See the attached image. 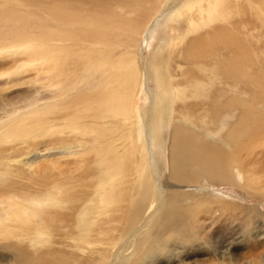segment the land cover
<instances>
[{
	"label": "bare ground",
	"instance_id": "1",
	"mask_svg": "<svg viewBox=\"0 0 264 264\" xmlns=\"http://www.w3.org/2000/svg\"><path fill=\"white\" fill-rule=\"evenodd\" d=\"M165 20L170 37L146 65L137 50ZM3 54L22 58L1 79L30 68L45 94L0 110V146L30 150L29 172L41 159L56 161L36 175L53 180L48 189L0 196V263L163 264L187 249L185 225L178 233L175 222L219 220L215 208L182 199L263 181L251 180L245 159L264 144L252 107L264 99V0H0ZM146 78L153 109L143 120ZM236 110L230 130L223 120ZM198 117L221 125L232 145L215 143L220 130L211 123L206 133ZM44 137L43 154L33 146ZM255 160L264 166V154ZM2 165L0 190L12 171ZM162 229L180 238L162 239Z\"/></svg>",
	"mask_w": 264,
	"mask_h": 264
},
{
	"label": "rangeland",
	"instance_id": "2",
	"mask_svg": "<svg viewBox=\"0 0 264 264\" xmlns=\"http://www.w3.org/2000/svg\"><path fill=\"white\" fill-rule=\"evenodd\" d=\"M165 22L166 20L163 21L156 28L154 35L152 36L148 35L147 38L142 42V44H140V50H137L140 55V60H142V62L146 65L150 64L152 57L154 56V53L156 52V50L161 45L162 47L165 46L167 39L170 37L168 30L164 27ZM177 32L179 33L180 30L177 29ZM14 45L16 44H13L12 46ZM6 47L9 48L11 46L8 45ZM21 58L22 57H20L19 55L18 56L17 55L14 56L11 54L0 55V63L2 65V66L0 65V67H2L1 68L2 70L0 69V75L5 74V73H10L11 71L14 72L16 70L15 68L18 65L19 61H21ZM36 74L37 73L33 71L32 69L24 68L23 70H20L19 73L15 74L16 77L15 75H12L11 77L4 78V79H1L0 77V90L3 91V93L2 91L0 92V95H2L0 98V107H1L0 110L2 108H6L7 110H13L12 108L19 107L20 105L26 103L27 100H29L30 98H38V97L40 98V96L43 97L45 94V91H44L45 89L41 90L43 88L36 80L37 78ZM4 81L7 83L4 84ZM7 84L8 86H6ZM38 87L39 88L41 87V88L39 89ZM7 88L9 89L7 90ZM153 91H154V84L152 83L151 79L146 78L145 85L142 87V91H141L142 93L140 95V98L137 104L138 111L140 112L142 118L143 117L146 118L148 116L145 112H147L148 110L151 111L153 109L151 105L153 103V97H152ZM252 107H254L253 111L255 114L262 116L261 120H263L262 123H264V99H263V104L259 105V103L256 101V104L253 105ZM0 114H2L1 111H0ZM233 114L235 117H232V116L227 117V118L225 117V119L223 120L225 123V127L230 130L235 126V122L236 124L239 122V120L237 122V118H236V115L239 114V111L236 110V112H234ZM199 118L201 117L196 118V121H197L196 126L199 124L200 126H197V127H200V129H204L203 131H205L206 133L210 132L209 128L206 125L209 124L210 126L211 123L213 125V127L212 125L210 127L212 130L213 128L215 130H218V129L220 130L221 125L216 124L217 125L216 126L211 120H207L208 121L207 122L205 120L203 121L202 118L201 119ZM259 122L261 123L260 120ZM204 124L205 126H203ZM244 125H245V120L243 121L242 127H244ZM201 126L204 128H202ZM173 127L174 126H172V128ZM140 128H141L140 131L143 133V135H145L142 125ZM220 132L221 133L217 137L219 141H214V142L219 143L220 145H221V142L225 144L229 143L231 146L232 145L231 141L229 142L225 141L227 138L226 130L225 132L220 130ZM49 138L51 137H47V138L44 137V138L39 139V141L36 142L33 147L37 148L39 146V148H37L36 150L41 149L40 151L44 154V152L49 148L48 147ZM201 138L204 142L209 141L208 138L205 137V134ZM251 138L257 139L253 136ZM40 140L42 141V143ZM128 141L129 140L124 138L120 141V143H122L123 145L125 143L127 144ZM261 145H262L261 147L257 146V149L255 150L254 153L250 152L251 154L250 155L248 154L249 157L248 155L246 156L248 158L243 157V159L246 158L245 160L249 161V158H250V162H249L250 167L248 166L249 167L248 169L251 168L249 171L251 180L255 177V174L256 176H258V178L260 175L263 174L262 182L261 181L259 182L256 180L252 181V184L250 182L249 188H243L240 186L239 187L224 186L225 189L221 188L222 190L217 188L215 189L217 196H213V197L208 196L209 200L207 201H203L202 198L195 199L194 196H189V195H188L189 198L182 199L183 202L187 200L191 204L193 205L195 204V206L204 204L203 206H206V207L210 206V207L215 208V210L217 211V215L215 216H217L219 220L217 221V224H213L211 221H207L204 223L205 224L204 225L202 222V219L199 220L200 217H196V214H195L192 216H187L185 218L186 220L184 219V222L183 220L179 221V223L175 222L173 229L177 231L178 233L180 231L178 229L184 228L182 226L185 225V228L183 229L184 233L183 234L181 233L180 236L185 237V240L187 241L186 242L187 249H185V251L182 249L178 250L179 251L177 252L178 255L176 251H174L171 255L164 256L163 261L165 262L162 261L163 264H259L257 261H260V260L257 259L258 258L257 256L260 255L261 258L264 257V166L263 164L261 165V163L255 166L256 165L255 159H256V156H259V155L262 156V154H264L262 152V150H264V144H261ZM9 147H10L9 145L0 146V171L2 172V170H5V167H3L2 165L3 163L9 164L12 170L11 177L3 183V186L5 185L3 190H0L1 197H4L5 199H7L9 197V194L11 195V193L32 194L35 192L44 191L45 189H48L53 184L52 179L49 180L48 182L45 181L46 183L38 182L39 179H37L36 175L41 176L43 174L41 172L43 169V166L49 169V167L51 166L53 167L56 160H54V162L52 163L49 160H45V158L41 159L40 164H38L37 166H34L35 169L33 168V170L29 172V169L25 167L24 164L26 163L28 158L32 156V154L29 153L30 150L27 151V150L21 149L19 150V152L14 153V151L10 152V150L8 149ZM255 147L256 145L253 146V150ZM155 152H156L155 155L152 153L153 156H157V149L155 150ZM229 153H232V152H229ZM88 154H90L91 157L89 158V161L87 162L86 165H90V159L93 157L91 153H88ZM238 154H243V156L245 155L244 152H240ZM154 158L156 159V157ZM46 163L48 165H46ZM34 170L35 171L38 170L39 173L36 174ZM17 177L18 179H16ZM12 179L17 180V181H14V180L12 181ZM18 181L19 183H22V184L20 185ZM18 185H20L21 187H19ZM44 185H46V187ZM192 185L193 184H190L189 186H192ZM23 187H26V189ZM161 190L163 194L166 193L165 190L163 189ZM184 190L190 193V191H192V188H185ZM119 192H120V188L117 189V195L119 194ZM188 196H185V197H188ZM259 197H261L262 199L259 200ZM118 200H120V197L119 199H117V201ZM166 230L167 229L161 230L162 239L164 237L165 239L167 238L171 239L172 237L176 235L175 232H173L172 230H167V232ZM189 232H192V234H190ZM189 234L192 236H190ZM177 236L173 238L174 240L176 239L175 241H177L180 238V236L179 237ZM191 241H193L194 243L192 244L189 243ZM134 247L135 246H130L131 250H129V252L131 253V258L129 259V261L134 260L136 258L135 252L133 250ZM0 253L2 254L3 252L0 251ZM4 254H7V253H4ZM0 264H3V263H0Z\"/></svg>",
	"mask_w": 264,
	"mask_h": 264
}]
</instances>
